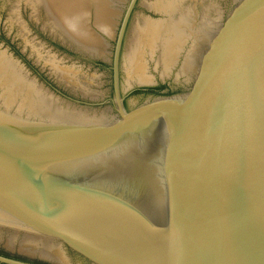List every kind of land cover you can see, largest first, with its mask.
I'll list each match as a JSON object with an SVG mask.
<instances>
[{
  "label": "water",
  "instance_id": "water-1",
  "mask_svg": "<svg viewBox=\"0 0 264 264\" xmlns=\"http://www.w3.org/2000/svg\"><path fill=\"white\" fill-rule=\"evenodd\" d=\"M0 264H264V0H0Z\"/></svg>",
  "mask_w": 264,
  "mask_h": 264
},
{
  "label": "clouds",
  "instance_id": "clouds-1",
  "mask_svg": "<svg viewBox=\"0 0 264 264\" xmlns=\"http://www.w3.org/2000/svg\"><path fill=\"white\" fill-rule=\"evenodd\" d=\"M88 14L84 13L83 17H86ZM81 16H75V17H67L64 19L63 23L65 25V27L73 33H79L80 32V25H81V20L82 18ZM98 30L104 34L107 35L109 32V27L107 25H99L98 26Z\"/></svg>",
  "mask_w": 264,
  "mask_h": 264
}]
</instances>
